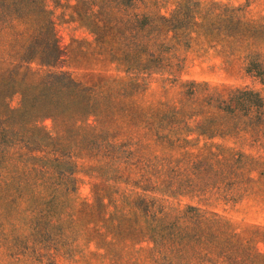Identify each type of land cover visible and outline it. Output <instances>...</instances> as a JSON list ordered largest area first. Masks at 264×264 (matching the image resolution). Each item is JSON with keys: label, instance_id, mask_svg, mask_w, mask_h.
Listing matches in <instances>:
<instances>
[{"label": "rangeland", "instance_id": "374dc122", "mask_svg": "<svg viewBox=\"0 0 264 264\" xmlns=\"http://www.w3.org/2000/svg\"><path fill=\"white\" fill-rule=\"evenodd\" d=\"M130 1L132 16L166 17L180 2L187 27L171 42L170 68L133 78L130 86L132 77L75 19L72 0L45 1L58 54L49 65L19 64L3 54L13 38L0 32V69L11 71L3 78L18 86L50 73L62 78L51 114L38 117L27 105L19 111L13 90L4 100L19 120L0 152V264H164L151 255L150 242L108 233L110 207L82 212L94 189L105 187L218 216L229 227L214 232V257L202 264H229L226 251L264 264V82L245 70L249 56L264 67V0ZM22 37L24 46L36 42L31 30ZM234 89L256 91L260 109H220L217 100L226 102ZM70 94L77 98L66 103ZM180 100L185 116L157 120L154 110ZM212 112L214 120L204 119Z\"/></svg>", "mask_w": 264, "mask_h": 264}, {"label": "trees", "instance_id": "16d2710c", "mask_svg": "<svg viewBox=\"0 0 264 264\" xmlns=\"http://www.w3.org/2000/svg\"><path fill=\"white\" fill-rule=\"evenodd\" d=\"M45 1L47 0H0V32L8 30L13 38L11 45L6 44L3 54L12 56L19 64L35 60L38 64L49 65L51 60L58 58L50 11ZM72 1L70 9L75 19L93 34L95 42L102 46L100 49L110 56V60L132 77V82H127L126 86L133 84V78L140 79L143 75L170 68L168 52L174 46L171 42L176 43L182 34L186 35L187 27L182 25L185 17L180 2L171 15L166 17L146 11L132 16L128 9L133 4L132 1L125 2L128 0ZM27 30L35 33L34 45L24 46L25 38L22 36ZM245 70L264 82V67H258L251 56L246 61ZM10 75V69H0V152L4 147L11 145L18 129L19 118L15 119L14 112L8 109L4 101L9 90L20 95L19 111L26 105L28 108L32 106L38 117L51 114L60 104L62 78L57 73L47 74L40 82L29 86H18L3 78ZM76 98L77 95L70 94L65 101L72 103ZM208 100L209 105L214 108V94L209 95ZM217 101L220 109L233 108L232 111L245 113L257 111L262 106L260 95L251 89H234L226 102L221 99ZM78 105V102L74 103V106ZM109 106L112 105H107L106 108ZM89 107L88 105L87 108ZM183 107V100H180L177 104L166 105L154 111L159 113L157 120L168 115L175 118L179 114L186 115ZM204 119L214 120V112L207 113ZM105 188L94 189L92 204L83 205L82 212L89 213L96 208L110 207L109 217L114 225L107 226L108 233H111L114 239L119 237L131 243L150 242L151 255L160 256V261L164 264H187L193 260L202 264L212 260L214 232L223 234L226 233L224 229L229 227L215 214H206L192 205H186L182 209L170 208L153 197L136 193L125 195L119 193L118 189ZM130 222L134 224L133 227H129ZM98 242L105 244L102 240ZM35 251L34 249L31 252L35 254ZM226 254L229 264H241V260L244 264L255 262L250 258V253L240 252L242 255L239 260L237 257L233 258L228 251ZM45 258L50 262L48 256ZM247 259L251 262H245ZM37 261L38 264H45L44 259Z\"/></svg>", "mask_w": 264, "mask_h": 264}]
</instances>
